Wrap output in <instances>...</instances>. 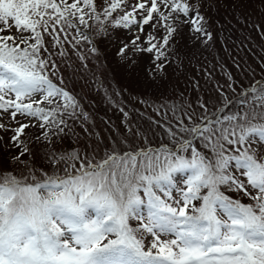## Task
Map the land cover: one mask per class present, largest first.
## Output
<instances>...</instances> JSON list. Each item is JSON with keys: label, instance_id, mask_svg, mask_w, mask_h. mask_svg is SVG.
<instances>
[{"label": "snow or ice", "instance_id": "snow-or-ice-1", "mask_svg": "<svg viewBox=\"0 0 264 264\" xmlns=\"http://www.w3.org/2000/svg\"><path fill=\"white\" fill-rule=\"evenodd\" d=\"M252 2L0 0V131L13 132L0 135V264H264V155L253 147L264 149V79L245 86L225 72L226 85L213 83L216 66L197 61L217 42L228 51L224 33ZM221 9L233 16L216 25ZM109 24L127 33L118 69L183 81L179 102L148 105L143 126L99 80ZM251 27L264 39V18ZM101 91L124 128L109 143L82 103ZM29 127L43 130L42 155L21 140ZM158 132L167 142H153Z\"/></svg>", "mask_w": 264, "mask_h": 264}, {"label": "rangeland", "instance_id": "rangeland-1", "mask_svg": "<svg viewBox=\"0 0 264 264\" xmlns=\"http://www.w3.org/2000/svg\"><path fill=\"white\" fill-rule=\"evenodd\" d=\"M257 5L246 4L237 10V15L246 16L247 19L243 23H237L235 19L231 21V26L228 25V31L224 33L228 51L225 52L223 47L217 42L214 46V51L217 54H214L213 50L203 51L197 55V61L203 63L206 58L208 62L215 65L213 70V83L219 82L221 85H226V76L225 72H230L237 81H243V84L248 85L250 80L255 79H264L262 76L264 71L261 70L264 66V39H261V36L252 29L251 25L258 22L260 19L264 18V5L259 3ZM137 0H128V4H135ZM257 9L253 11L254 9ZM102 11V10H101ZM254 14L251 16L250 14ZM217 13L213 10L212 20L220 21V17L216 15ZM219 14H225L227 18L233 16V12L229 10L221 9ZM250 16V19L248 18ZM118 18V16H117ZM98 30H103L105 25L99 24L97 22L94 25ZM151 31V29H148ZM185 31H187L185 29ZM235 37H238V43L235 45ZM96 39H100L99 36H96L95 32L93 33ZM127 35L126 32H120L115 30L109 24L107 26V36L110 37V42L106 43L102 47L107 49V58H102L111 73L109 79L111 83H108L107 79H104L101 74L102 63L98 62L97 64V74L99 80L103 84L104 88L110 89L111 92L108 94L113 97V102L118 103L119 106L124 107L134 116L135 124L143 126L144 120L147 115H151V109L148 105L158 106L162 102L171 103L173 101L179 102V98L174 95L175 92L183 91V81L181 80L180 86L176 85V78H171V83L165 81L160 84H151L145 82L143 74L139 71L137 72H127L123 69L117 68V63L119 62V57L115 56L114 53L116 48L119 46L118 41L124 38ZM230 37V38H229ZM181 50H186L187 47H192L191 42L189 41L185 44L184 41H181ZM101 60V61H102ZM195 64L196 61H193ZM236 64L240 65V68L235 67ZM223 67V71L221 70ZM191 67V66H189ZM117 68V73L115 69ZM254 73V76H253ZM79 90V89H77ZM241 89L238 87L237 92ZM225 91L227 88L225 87ZM116 92H122L120 96H115ZM188 97L191 102L195 103L196 95L189 92ZM201 96L208 100V105L210 109H213L217 105L215 99L216 93L213 87L207 86L205 89H202ZM137 99L143 100L144 103H137ZM87 100L92 104V110L85 108V110L92 116L95 124V131L99 133L105 143L111 142L113 139H122L124 128L121 124V114L117 111L116 108L109 105L108 100L105 98L103 91L99 93H90L87 95ZM235 102V101H234ZM235 111V108L232 109ZM143 113L144 117L140 114ZM21 123H28L29 120L24 117L17 118ZM110 121L109 124H105L104 121ZM3 123L9 126V128L18 127V124L15 121L10 120L6 115L3 116ZM77 132H80L79 127L76 128ZM43 130L38 127H29L25 129V134L21 137V140L24 144H28L32 141L37 148H32V150L39 151L41 155L43 154L44 148L43 145L36 141L38 135L42 136ZM0 135H3L4 140H7L8 137L13 135V132H2ZM154 143H159L161 139L167 142V137L163 136L161 132H158L155 137H151ZM4 143L3 140H0V146ZM31 148V144L28 146ZM63 147L65 149H70L73 147L71 139H65L63 141ZM257 150L259 155H264V149L261 148L259 143L253 145ZM184 177L181 174H176L177 185H181ZM175 194V193H174ZM230 195L233 199H240L242 203H249L247 197L241 196L237 193H226ZM136 221H131L133 227L136 225Z\"/></svg>", "mask_w": 264, "mask_h": 264}, {"label": "trees", "instance_id": "trees-1", "mask_svg": "<svg viewBox=\"0 0 264 264\" xmlns=\"http://www.w3.org/2000/svg\"><path fill=\"white\" fill-rule=\"evenodd\" d=\"M258 4V2L256 1V0H253V2L252 3H250V5H257ZM264 5V4H263ZM255 10H257L256 8L253 10V11H255ZM216 15H218L219 17H220V21H216V25H221L226 19H227V17H226V15L225 14H216ZM251 16H254L255 17V15L254 14H250ZM249 19H250V16L248 17ZM231 26V25H230ZM228 29H230V27L228 28ZM234 41H235V43H238L239 41H238V37H235V34H234ZM236 45V44H235ZM102 60V59H101ZM99 61L100 63H102L103 64V66H101V74L103 75V77H104V79H107V81H108V83H111V81H110V79H109V75H110V73H111V69H109V67H108V65H106V63L104 62V60H102V61ZM115 71H116V73H117V68L115 69ZM110 89H108L109 90V93L111 92V86L109 87ZM30 144H31V149L32 148H37L36 147V145L34 144V143H32V142H30ZM29 144V145H30ZM28 145V146H29Z\"/></svg>", "mask_w": 264, "mask_h": 264}]
</instances>
